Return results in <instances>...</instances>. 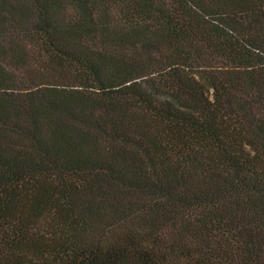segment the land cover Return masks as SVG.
I'll list each match as a JSON object with an SVG mask.
<instances>
[{
	"label": "trees",
	"instance_id": "trees-1",
	"mask_svg": "<svg viewBox=\"0 0 264 264\" xmlns=\"http://www.w3.org/2000/svg\"><path fill=\"white\" fill-rule=\"evenodd\" d=\"M0 264H264V0H0Z\"/></svg>",
	"mask_w": 264,
	"mask_h": 264
}]
</instances>
